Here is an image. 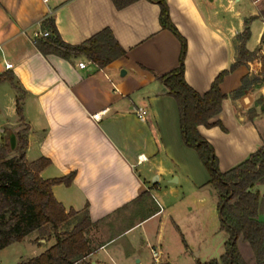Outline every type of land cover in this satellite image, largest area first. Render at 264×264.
<instances>
[{"label":"crops","instance_id":"crops-1","mask_svg":"<svg viewBox=\"0 0 264 264\" xmlns=\"http://www.w3.org/2000/svg\"><path fill=\"white\" fill-rule=\"evenodd\" d=\"M166 1L174 24L188 41V83L204 94L222 71L229 70L221 83L226 94L222 110L211 119L222 125L199 126L215 147L220 169L227 171L264 146L258 126L264 117V81L258 79L263 68L264 17L256 4L249 14L242 12L238 7L242 0ZM160 13V6L148 0L122 9L113 0H0V73L13 72L26 91V157L31 162L41 157L51 160L41 172L45 179L76 173L71 184L53 186L57 200L80 214L88 206L95 232L102 223L148 198L158 206L116 235L92 240L97 244L89 259L97 264H108L102 253L116 238L140 227L146 245L159 251L152 264H170L169 253L162 248V232L155 242L146 224L169 210V201H179L187 188L216 194L197 151L182 138L179 105L158 78L179 65L182 47L179 38L161 26ZM50 15L65 42L83 43L108 27L127 54L106 67L85 55L70 59L44 55L34 33L45 30L43 21ZM253 20L260 21L262 28L258 46L250 48L247 42V48L259 57L232 70L239 60L247 21L251 31ZM81 61L88 66L80 67ZM6 63H13V68L7 70ZM242 87L243 94L236 95ZM17 94L12 83L0 82V115L9 124L2 125V141L8 143L11 133L25 129L17 111ZM101 111V119H94L93 114ZM17 147L18 136L11 155L19 154ZM35 234L8 247L36 245V257L55 243L54 238L35 241ZM199 256L201 252L195 257ZM194 260L197 264L199 259Z\"/></svg>","mask_w":264,"mask_h":264},{"label":"trees","instance_id":"trees-1","mask_svg":"<svg viewBox=\"0 0 264 264\" xmlns=\"http://www.w3.org/2000/svg\"><path fill=\"white\" fill-rule=\"evenodd\" d=\"M139 0H113L118 9L125 8ZM160 6V23L164 29L171 30L181 41L179 65L158 78L168 88V94L179 105L181 132L185 144L197 151L201 161L210 174L209 184L216 191L221 229L229 234L225 242V252L220 258L197 261V264H249L239 249V240L249 242L254 251L257 264H264V220L260 218L262 193L256 185L264 183V146L253 152L245 161L233 168L222 171L219 157L213 144L199 131L200 125L212 127L222 125L211 119L222 110L226 94L221 83L229 70L222 71L213 81L211 88L204 94L195 90L187 81L186 56L188 41L174 24L170 7L166 0H148ZM264 17V8L260 10ZM257 17H253L255 19ZM241 36L239 60L232 70L252 60L254 52L247 48L251 37L248 26ZM43 25L50 31L47 37L35 41L37 48L44 54H58L64 58L85 55L101 67L127 54L113 31L104 28L80 44L65 42L57 28L53 15L48 16ZM263 78L264 81V54ZM9 81L17 90V111L21 122H25L24 100L26 91L17 82L13 72L0 73V82ZM245 87L236 92L241 95ZM28 127L17 133L18 155H11L8 141L0 142V251L13 243L22 242L34 232H42L44 238L54 237L55 243L44 253L27 259L19 264H93L89 256L94 252L93 241L88 231L95 226L90 218L88 206L84 217L71 231L63 228L71 218L80 215L75 209L67 210L53 193V186L65 182L71 184L76 173L67 177L45 179L41 172L51 160L41 157L29 161L26 157ZM81 213V214H83Z\"/></svg>","mask_w":264,"mask_h":264},{"label":"rangeland","instance_id":"rangeland-1","mask_svg":"<svg viewBox=\"0 0 264 264\" xmlns=\"http://www.w3.org/2000/svg\"><path fill=\"white\" fill-rule=\"evenodd\" d=\"M256 6L260 13V10L264 8V0ZM256 6L252 0H242L238 5L239 9L245 14L255 10ZM261 28L262 23L253 20L251 26L252 34L248 41L250 48L255 49L258 46L257 40ZM254 53L253 61L255 57H259L257 52ZM260 56H263V54ZM262 78L263 68L258 74V79ZM0 124L4 127L9 126L7 119L1 115ZM23 125L25 127V122ZM258 126L264 133V117L259 119ZM263 184L256 185V189L260 190V187H264ZM217 203V195L212 194L210 190L204 188L201 191L194 192L192 189L187 188L182 192L179 201L177 199L169 201V210L146 224L145 228L155 242H157V237L162 232V248L169 253L170 264H196L194 258L205 262L209 256L211 258H220L225 252L224 243L228 240L229 234L221 229ZM261 207L260 218L264 220V192L262 193ZM156 208H158L157 204L148 198L144 203L135 204L129 210L123 211L107 222L102 223L97 232L90 229L87 233L88 237L99 242L102 239L116 235L137 220L146 217ZM171 208H173L172 214H169L168 212ZM83 217L84 213L73 216L68 224L64 226L63 231H71ZM142 229L141 227L133 229L113 241L110 248L102 253L108 264H152L154 262L151 248L145 243L146 236L144 237ZM37 233L35 234V241L44 238L42 232ZM51 238L54 237L47 236L44 239ZM96 244L94 241L93 246ZM238 244L244 258L250 264H256L254 251L249 242L240 239ZM36 247V245L28 243H18L8 247L0 252V264H19L28 258H33L37 254L35 253L37 252L35 251ZM200 252L201 256L195 257ZM17 258H21V261H18Z\"/></svg>","mask_w":264,"mask_h":264},{"label":"built area","instance_id":"built-area-1","mask_svg":"<svg viewBox=\"0 0 264 264\" xmlns=\"http://www.w3.org/2000/svg\"><path fill=\"white\" fill-rule=\"evenodd\" d=\"M45 1H48V0H45ZM252 1H253L254 4L257 5L262 0H252ZM49 35H50V31H48V30H39V31H36L34 33V39L36 41L39 38L47 37ZM90 62L94 63L93 61H90ZM79 66L82 67V68H86L88 66V63L87 62H84V61H81L79 63ZM5 68L7 70L12 69L13 68V63H6ZM103 114H104V111L95 113V114H93V118L96 119V120H99V119H101V116ZM4 132H5V128L0 124V142L3 139ZM151 248H152L153 257L157 260L158 257H159V251L154 246H152Z\"/></svg>","mask_w":264,"mask_h":264},{"label":"water","instance_id":"water-1","mask_svg":"<svg viewBox=\"0 0 264 264\" xmlns=\"http://www.w3.org/2000/svg\"><path fill=\"white\" fill-rule=\"evenodd\" d=\"M10 146H11V149H16V146H17V135L15 132L11 133L10 134ZM93 264H97L96 262H93Z\"/></svg>","mask_w":264,"mask_h":264}]
</instances>
